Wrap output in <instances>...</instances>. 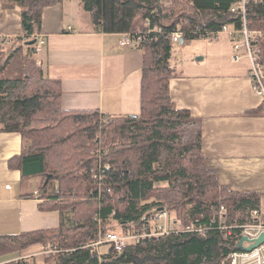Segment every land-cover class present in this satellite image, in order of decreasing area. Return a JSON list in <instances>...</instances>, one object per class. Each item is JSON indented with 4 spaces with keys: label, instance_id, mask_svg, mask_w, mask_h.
<instances>
[{
    "label": "trees",
    "instance_id": "obj_1",
    "mask_svg": "<svg viewBox=\"0 0 264 264\" xmlns=\"http://www.w3.org/2000/svg\"><path fill=\"white\" fill-rule=\"evenodd\" d=\"M61 1L0 0V17L16 8L21 23V35L0 47V130L17 132L23 141L8 167L20 171L21 182L39 178L38 209L61 215L55 229L1 235L0 256L54 239L43 264H221L237 246L233 232L219 229L221 207L224 225L248 223L263 195L231 191L205 166L199 122L177 109L169 94L178 53L170 35L179 30L191 40L223 25L239 30L242 14L232 8L240 0H78L97 31L131 38L149 33L137 43L140 111L109 117L64 109L61 81L37 63L35 44H26L41 32L43 9ZM245 22L262 33L264 55V0L247 1ZM96 157L108 165L101 180L93 177ZM161 209L182 231L141 237L120 253L108 243L103 251L92 245L111 220L125 234L149 231Z\"/></svg>",
    "mask_w": 264,
    "mask_h": 264
},
{
    "label": "crops",
    "instance_id": "obj_2",
    "mask_svg": "<svg viewBox=\"0 0 264 264\" xmlns=\"http://www.w3.org/2000/svg\"><path fill=\"white\" fill-rule=\"evenodd\" d=\"M74 2L62 0L43 9L39 35L45 43L36 56L46 74L61 81L62 107L94 109L108 117L139 113L142 49L122 45L121 33L95 30ZM19 35V10H2L0 47ZM227 38L232 57L233 42ZM217 41L224 40L206 46L217 47ZM182 50L176 54L175 66L182 62ZM186 52L188 56L199 54L190 47ZM240 62L187 67L170 78L169 94L177 109L189 111L198 120L204 163L219 184L234 192L262 194L264 211V111L248 77V62ZM22 148L19 133L0 130V236L52 230L60 224L58 211L38 209L42 202L35 194L39 178L21 182L20 171L8 167V160ZM51 240L1 255L0 264L16 259H33L38 264L48 254L46 248L52 247ZM95 248L100 250L99 245Z\"/></svg>",
    "mask_w": 264,
    "mask_h": 264
},
{
    "label": "built area",
    "instance_id": "obj_3",
    "mask_svg": "<svg viewBox=\"0 0 264 264\" xmlns=\"http://www.w3.org/2000/svg\"><path fill=\"white\" fill-rule=\"evenodd\" d=\"M248 0H240L235 3V6L232 8L239 9L242 14V27L239 30H235L230 28L228 25H223L219 31L207 32L205 37L215 38L218 35L225 34L229 38H231L233 42V51H232V61L238 62L246 58L249 62V71L248 76L251 80V86L253 91L260 96L262 100V110L264 111V55L263 48L261 45L262 33L259 31H251L248 29L245 22V12H246V3ZM149 33H144L142 35H136L132 37V39L128 34H123V39L121 41L122 45L131 44L132 46H137V43L144 40L146 35ZM173 43L178 47H183L189 40L186 39L183 33L179 30L172 31L170 35ZM35 43V52L36 56H38L39 52L42 51L43 45L45 43L44 37L42 35H38L36 37ZM95 172L93 177L97 180H101L103 176H105L106 171L108 169V165L104 162L100 157H96L94 159ZM37 194V193H35ZM220 225L219 229L222 231L227 230V233L233 232V234L237 238V242L242 237H246L247 240H243V246L247 247L251 245L254 240L259 237L261 233L264 232V211L261 209H254L250 214V222L236 225H224V216L225 211L224 208L221 207L220 210ZM168 220V214L166 211H160L152 215L149 220V224L152 226V232L144 229L142 233H132L125 234L117 231H106L99 238L98 241L93 243V246H97L99 244L108 243L113 247V250L120 253L125 246H127L131 241H136L141 236H152L157 235L159 233H165L168 231H182L179 228L166 227L165 224ZM159 222H163L162 224H158ZM185 230H191L188 227ZM48 253L52 252V247H47L46 250ZM221 264H264V241L250 251H245L236 249L232 252L228 253Z\"/></svg>",
    "mask_w": 264,
    "mask_h": 264
},
{
    "label": "rangeland",
    "instance_id": "obj_4",
    "mask_svg": "<svg viewBox=\"0 0 264 264\" xmlns=\"http://www.w3.org/2000/svg\"><path fill=\"white\" fill-rule=\"evenodd\" d=\"M74 1H75L74 6H75V8H78V12L81 15V17L84 19L85 18L91 19V15L87 11L82 10L80 8L79 1L78 0H74ZM217 39H219V40L223 39L224 41H222V42L217 41L219 43L218 44L219 46H217V47L215 45L209 46V47L206 46V44L214 42ZM228 40L229 39L227 38L226 35H218L217 37L211 38V39L208 37L191 39L183 47L176 46L178 48V53L182 50V48H184V50H182V52H181L183 54L182 62L179 61L178 65L175 66L176 73L180 72L181 70H184L185 68L190 67V66H204V65L210 66L213 64L221 63V62H223L225 64V61L227 63H231L232 62L231 61V54L229 51V49H230L229 44H231V43L229 42L230 40L229 41ZM200 44H202V45H200ZM189 47L194 52L196 50L199 51V54H197V52H196V55L188 56V52H186V49H189ZM194 47H196L198 49L195 50ZM202 55L204 57L201 59ZM184 60H186V62H184ZM240 63H243L244 65L247 64L246 61H241ZM100 122H105V121L101 119ZM48 187L50 188V187H52V185L49 184ZM262 206L264 208V205H262ZM162 223L163 222H159L158 224H162ZM165 226L166 227H172V228H178L177 222L176 221L174 222L172 217H171V219L167 220V223L165 224ZM107 231L120 232L121 230H120L119 226L117 225L116 221L111 220V226ZM52 241H54V240H51V242ZM107 247H108V244H102V245H100V250L103 251V250L107 249ZM43 256L44 255H42V257ZM44 261H45V256H44V258H42V260H40V262L38 264H43Z\"/></svg>",
    "mask_w": 264,
    "mask_h": 264
},
{
    "label": "water",
    "instance_id": "obj_5",
    "mask_svg": "<svg viewBox=\"0 0 264 264\" xmlns=\"http://www.w3.org/2000/svg\"><path fill=\"white\" fill-rule=\"evenodd\" d=\"M36 40H37L36 38H33L31 40L26 41V44H35L36 43ZM50 177L51 176H48L46 178L45 183L49 180ZM243 240H247V238L246 237H242L241 239H239V241L237 242V248L238 249H241V250H245V251H250L252 248H254L255 246H257L258 244H260V243H262L264 241V232L261 233L259 235V237H257L254 240V242L251 245L247 246V247H244L243 246V243H242Z\"/></svg>",
    "mask_w": 264,
    "mask_h": 264
},
{
    "label": "bare ground",
    "instance_id": "obj_6",
    "mask_svg": "<svg viewBox=\"0 0 264 264\" xmlns=\"http://www.w3.org/2000/svg\"><path fill=\"white\" fill-rule=\"evenodd\" d=\"M250 68V67H249ZM248 71H249V69H248ZM249 77V76H248ZM160 211H166V210H164V209H161V210H159V211H157V212H160ZM156 212V213H157ZM167 212V211H166ZM155 214V213H154ZM167 214H168V212H167ZM187 228V227H186ZM189 229H191L190 227H188ZM192 230V229H191ZM150 232H152V227H151V229L149 230ZM169 232V231H168ZM132 233H135V232H130L129 234H132ZM142 233V232H141ZM165 233H167V232H165ZM159 234H163V233H159ZM158 235V234H157ZM146 236V235H145ZM145 236H141V237H145ZM152 236H155V235H152ZM141 237H139V239L141 238ZM136 241H138V240H136ZM136 241H131V242H136ZM130 242V243H131Z\"/></svg>",
    "mask_w": 264,
    "mask_h": 264
}]
</instances>
